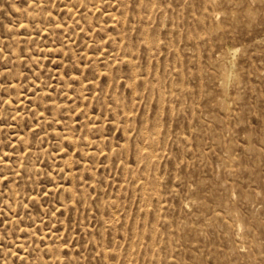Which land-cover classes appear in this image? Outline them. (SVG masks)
I'll return each mask as SVG.
<instances>
[{
  "label": "rangeland",
  "instance_id": "374dc122",
  "mask_svg": "<svg viewBox=\"0 0 264 264\" xmlns=\"http://www.w3.org/2000/svg\"><path fill=\"white\" fill-rule=\"evenodd\" d=\"M0 264H264V0H0Z\"/></svg>",
  "mask_w": 264,
  "mask_h": 264
}]
</instances>
